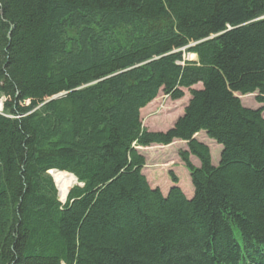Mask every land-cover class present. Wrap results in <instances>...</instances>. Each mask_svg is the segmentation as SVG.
I'll return each mask as SVG.
<instances>
[{
	"label": "trees",
	"instance_id": "trees-1",
	"mask_svg": "<svg viewBox=\"0 0 264 264\" xmlns=\"http://www.w3.org/2000/svg\"><path fill=\"white\" fill-rule=\"evenodd\" d=\"M262 16L264 0H0V264H264V108L234 94L264 104ZM184 88L148 131L141 108ZM177 139L189 199L141 171L138 147ZM51 169L77 178L65 202Z\"/></svg>",
	"mask_w": 264,
	"mask_h": 264
},
{
	"label": "rangeland",
	"instance_id": "rangeland-1",
	"mask_svg": "<svg viewBox=\"0 0 264 264\" xmlns=\"http://www.w3.org/2000/svg\"><path fill=\"white\" fill-rule=\"evenodd\" d=\"M263 17L264 16L261 18ZM191 45H193V43L189 44L187 47ZM184 58L188 60L197 59L196 55L192 57L191 53L187 52H184ZM201 87L202 84L198 83L191 88L197 89ZM183 91L184 95L182 98L173 100L160 90L157 96L140 110L143 126L148 131H166L173 126L177 118L183 114L184 108L188 104L191 96L188 88H184ZM234 94L236 96L239 95L238 98L242 105L246 107L254 109L258 107L264 108V104L255 100V93L246 95H240L238 93ZM3 99L4 98L0 95V101L2 103ZM262 114L264 116V110ZM205 133L206 132H200L195 136L198 140H202L208 145L210 148L212 163L217 165L220 160L222 146L216 143L213 139L208 138ZM185 148L186 143L179 139L174 140L167 145L151 144L147 147H138L140 153L143 154L146 159L145 165L141 171L146 176L150 186L152 188L158 187L163 195H167L172 186H178L188 199L193 197L194 186L191 182L190 172L184 166V163L180 160L178 154L179 150ZM190 160L195 166L199 165V161L196 157L193 156ZM170 172H173L177 176L178 182L176 184L171 181ZM58 199L61 202H65L66 197L65 199L63 198L64 200L59 197Z\"/></svg>",
	"mask_w": 264,
	"mask_h": 264
},
{
	"label": "bare ground",
	"instance_id": "bare-ground-1",
	"mask_svg": "<svg viewBox=\"0 0 264 264\" xmlns=\"http://www.w3.org/2000/svg\"><path fill=\"white\" fill-rule=\"evenodd\" d=\"M191 56L193 57L195 55L191 53ZM1 107H2V103L0 101V110H2ZM49 172L51 173L54 179L55 185L57 187L58 197L65 199L72 184L77 183V179L75 178L73 174L63 173L58 170L51 169L49 170Z\"/></svg>",
	"mask_w": 264,
	"mask_h": 264
},
{
	"label": "water",
	"instance_id": "water-1",
	"mask_svg": "<svg viewBox=\"0 0 264 264\" xmlns=\"http://www.w3.org/2000/svg\"><path fill=\"white\" fill-rule=\"evenodd\" d=\"M238 97H239V95H238ZM2 103V102H1ZM2 107H3V103H2ZM53 170H58V169H53ZM58 171H61V170H58ZM67 172V171H66ZM69 173V172H68ZM49 174L51 175V173L49 172ZM71 174V173H70ZM52 176V175H51ZM75 178H76V176H75ZM77 179V178H76Z\"/></svg>",
	"mask_w": 264,
	"mask_h": 264
}]
</instances>
